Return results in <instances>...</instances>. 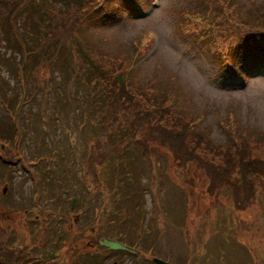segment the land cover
Listing matches in <instances>:
<instances>
[{
	"label": "rangeland",
	"instance_id": "374dc122",
	"mask_svg": "<svg viewBox=\"0 0 264 264\" xmlns=\"http://www.w3.org/2000/svg\"><path fill=\"white\" fill-rule=\"evenodd\" d=\"M125 1L103 0L85 20L77 24V28H74L75 23H70L68 20L62 28L57 15L62 17L66 13L69 15L72 12L69 10L80 7L86 0H8L9 5L5 9L16 21L24 23L19 31L20 47L41 45L46 38H49V41L37 52L38 64L30 74H26L33 77L34 81L28 80L26 75L23 81L28 90L27 96L35 90V87H42L35 90L31 106L26 109V114L32 110L37 111L33 115L34 125L27 126L29 139L26 138V142L30 144L28 147H34L36 137H41L38 140L44 149L43 152L49 156L40 163L39 170L47 174L54 186H61L62 189L70 188V194L80 193L83 200L77 202L73 213L85 205L83 216L79 221L77 218L75 220L78 222H76L77 229L85 226L82 237L86 240L98 237V234L88 235L90 226L103 227L102 235L118 238L119 241L143 249L153 248L154 256L157 255L172 264H264L262 174L251 172L247 175L249 178L254 177V183L250 186H253V192L258 193L255 198L252 197L248 203H245L246 210H239L232 195L240 202H245L250 192L245 191L244 186L240 185L235 177L226 179L224 171L221 172L222 176L219 174L216 176L215 172L208 174L204 168L197 167L195 162L176 166L172 163V156L161 147L162 149L156 152H161L158 155L162 162L160 169L163 175L154 174L155 187L159 193L154 199L151 179L153 167L149 155L137 154L141 151L138 148H131L134 155L139 156L138 158L134 156V160L127 154L112 153L107 157L100 150L92 148L95 151L92 161L102 158L101 161L111 163L130 162L119 169L126 168L125 170L132 172L133 176L137 174L135 178L141 176L143 183L136 184L135 190L130 192L129 189L126 194L121 195V189L111 193V183H106L107 178L101 171L96 178L105 182L107 192L100 193L96 190L83 192L80 168L72 161L68 163V160H73L74 155L80 154L79 150L83 146L81 135L85 134L73 122L80 116H82L81 121L86 118L80 107L75 108L70 105L71 108H68L66 105L74 100L75 92L79 90L78 86H81L80 80H84V75L77 73L75 68L77 74L62 69L65 75L61 76L60 71L54 68L58 65L57 59L65 51L71 52L76 60L84 61L82 57L85 56V52L90 50L97 52L96 46L104 50L102 58L96 60L99 68L103 66L106 68V71L103 70L106 90L110 89L106 73L114 67L127 70L132 63V68H136L132 69L129 79L133 87H139L137 93L141 95L142 91L145 92V95L140 97L141 102L153 97V94L168 95L167 101L173 105L171 111L184 114L185 118L191 120L194 118L195 129L205 133L209 139L222 143L228 139L227 135H230L232 139L236 138L238 141L246 140L249 146H253L252 155L264 159V72L250 74L247 78V87L244 81L245 75H239L236 83L241 88H236V77H232L223 66L218 52L222 50L223 44H219L212 33L201 38H214L213 52L197 51L184 44L182 37L185 36L180 31H189L191 24L189 26L187 24L192 23L194 18L190 10L186 11L183 20L182 8L190 6L188 4L191 0H138L141 7H137L141 10L138 13L130 11L127 6L124 7ZM230 1L237 5L239 14L244 17L245 26L232 31L235 37L231 41L234 44L240 41L238 45L242 46V52L236 48L234 52H237V55L234 56L239 59L244 56L246 64L261 65L260 70H264V36L249 34L264 27V0ZM84 30L89 35H84ZM10 34L13 36L12 31ZM250 40L254 42V46L248 47ZM7 43L15 45L10 36L0 39V56L4 58L3 61L0 59V72L7 76L5 78L0 76V115L2 116L6 114L5 103L13 101L15 90L23 84L19 83L15 76L20 63V52L13 50L11 56L9 52L4 53L7 51ZM261 45L263 49H259ZM37 47L24 52L34 53ZM53 48L55 53L52 59L50 53ZM95 72V70L91 71L90 79L97 77ZM47 74L55 77L56 80L62 79V84L53 83L47 78ZM83 86L88 88L90 84L84 81ZM58 95H63L66 100H57ZM88 97L89 95L84 97V102L88 101ZM76 100L82 103L81 99ZM129 112L135 117L131 109ZM50 115H54L56 119L50 120ZM25 120L27 122L26 117ZM226 120L235 121L236 127L231 129L229 126L224 132L219 122ZM85 129L88 131L89 125H85ZM23 134L27 135V133ZM85 137L88 140L89 132H86ZM53 140L56 141L55 145ZM66 147L69 149L63 159L64 163L54 164L51 157L55 154L53 149L61 150ZM114 167L110 163L109 167H103L110 173L109 182L114 179L113 172L117 166ZM4 170L2 168V172ZM7 180L10 182V178ZM210 180L211 184H216L217 181L220 184L225 183L229 193L224 192L218 196L214 192L219 199L213 201L214 197L209 194V188H212L210 184L208 185ZM74 183L80 184L79 189L73 188ZM112 185L118 186L116 181H112ZM213 189L216 190V187L213 186ZM9 190L10 188L0 197V215L5 216L9 223L14 225L20 221V214L28 213L30 205L25 206L26 197H16L15 201H13L15 198L7 201L5 198L8 193L12 194ZM112 195L116 203L121 198L120 203L127 205V211L131 215L125 221L118 219L120 215L118 209L111 210V213L107 209V200ZM51 204V202L44 203L45 206ZM63 238L67 241L72 238L79 239V236L69 232L65 233ZM25 242L27 243L24 245L25 249L32 244H28V240ZM51 246L54 245L44 246L45 256L40 258L32 256L28 259L38 262L39 259L47 258L50 259V264H58L54 257L60 254H50L48 249ZM61 249L63 264H68L70 261V264H80L63 253V246ZM104 249L101 246L94 253H100ZM109 252H104L103 257L105 259L108 255L105 260L110 263L118 260V264H153L148 260L149 256H135L119 250Z\"/></svg>",
	"mask_w": 264,
	"mask_h": 264
},
{
	"label": "trees",
	"instance_id": "16d2710c",
	"mask_svg": "<svg viewBox=\"0 0 264 264\" xmlns=\"http://www.w3.org/2000/svg\"><path fill=\"white\" fill-rule=\"evenodd\" d=\"M213 1L211 0L207 4V7L211 6L212 11L215 10L214 3H216V0L214 3ZM199 2L200 0H191V5L195 3L199 4ZM8 5V0H0V7ZM89 5L92 7L96 6L95 4ZM211 14L210 9L197 12L201 20L200 24H202L204 30L208 32L212 31L214 38H217L220 44H224L226 39L229 38L227 28L222 27V25H214L211 21ZM215 21L221 24L217 18H215ZM236 28H239L238 25ZM262 36H264V32ZM96 49L98 50L97 52L92 50L89 53H85V56L82 57L84 61L76 60L71 52L65 51L57 59L58 65L54 67L60 71L61 76L65 75L62 69L69 71V73H76L74 69L77 68V73H82L84 79L87 81L90 78L91 71H96L95 74L97 77L90 79V82L92 80L95 82L91 83L87 89L82 87L79 90V94L83 98L86 96V92L88 94L94 92V102L88 98L87 103L89 105L91 104L89 109L87 104L82 101L85 104L83 109L86 111L84 113L86 120L81 121L80 118L76 119L73 122L74 125L80 131H87L85 125H89L92 136H95L94 139L97 142L96 148H100L107 141L122 143L130 137H133L134 141L132 143L141 148L142 153H146L147 155L152 152H150L152 150L150 144L163 147L166 151L170 152L173 163L176 166L186 164V162H195L197 167L204 168L208 174L215 172L216 176L218 174L222 176L221 172L224 171V177L226 179L229 180L233 176L240 185L242 183H248L245 191L249 190L250 195L247 201L240 202L232 195L236 208L246 210L245 203H248L252 197L255 198L258 193L253 192V186H250V184L254 183V177L249 178L247 175L251 172L253 174H262V178L264 179V159L252 155L253 146H249L246 140H240L238 143H235L230 135H227L228 139L222 143L212 141L205 133L195 129L196 124L191 119L185 118L184 114L176 113L174 110L173 112L171 111L172 105L168 106L166 104L167 95L152 97L153 100L149 102L146 108L139 106V102L133 101L135 90L132 89L133 86L128 78V73H130L128 69L121 70L114 67L109 70L105 76L108 75L107 80L110 89L106 90L104 88V80L106 78L103 76V70L106 71V68L105 66L99 68L96 60L98 58L101 59L105 51L101 48ZM38 62L37 60L29 62L25 67V73L30 74ZM115 72H119V74L115 75ZM47 78L52 80L53 83L56 82L55 78L51 75L47 74ZM28 79H30V75ZM60 81L62 84V79ZM79 94L77 93L76 96H79ZM56 98L59 101L66 100L63 95H58ZM132 101L139 106L136 109L135 117L131 116L129 112V106ZM65 104L64 102L63 105ZM66 106L68 107L69 104ZM125 123L127 124L123 130ZM3 128L8 129L9 134L13 133L10 124H3ZM127 128L130 129V133L127 131ZM120 132H122L120 137L115 140L112 135ZM10 142L12 144L8 143V147L6 143L3 147L0 144V161L14 162L20 160L27 163L28 160H23L24 154L21 151V142L19 140L17 142ZM11 150L13 152L9 153ZM31 151L32 149L29 152ZM105 151L107 152L105 155L109 157L111 154L108 150ZM90 166L92 169L95 168L93 162ZM116 170L117 172L122 171L118 167ZM114 172L116 175L115 178H119L118 174L120 173ZM32 176H37V173L34 172ZM222 180L224 179L222 178ZM211 183L212 181L210 180L208 185L210 184L209 186L213 188L215 184ZM216 185L220 186V183L217 181ZM212 188H209L210 194H214L215 192ZM19 219L20 221L15 226H12L5 216L0 215V264L28 263L24 260L26 253L23 250L24 245L27 244L25 242L27 236L24 232L19 231L27 219V215L20 214ZM41 253L43 251H37L33 256L40 258L42 257ZM44 261L45 259H39L38 262H32V264H42Z\"/></svg>",
	"mask_w": 264,
	"mask_h": 264
},
{
	"label": "water",
	"instance_id": "95a60500",
	"mask_svg": "<svg viewBox=\"0 0 264 264\" xmlns=\"http://www.w3.org/2000/svg\"><path fill=\"white\" fill-rule=\"evenodd\" d=\"M104 244H107L110 247H122L123 245H121L120 243H118L117 241H112V240H102L101 241ZM155 262H157L158 264H169L165 261H162L160 259H155Z\"/></svg>",
	"mask_w": 264,
	"mask_h": 264
},
{
	"label": "flooded vegetation",
	"instance_id": "af4514ba",
	"mask_svg": "<svg viewBox=\"0 0 264 264\" xmlns=\"http://www.w3.org/2000/svg\"><path fill=\"white\" fill-rule=\"evenodd\" d=\"M6 181V180H5ZM28 181H31L30 176L28 175ZM37 185V184H36ZM35 195V194H34Z\"/></svg>",
	"mask_w": 264,
	"mask_h": 264
}]
</instances>
